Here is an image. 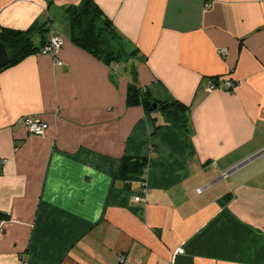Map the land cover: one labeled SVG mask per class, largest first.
<instances>
[{
	"label": "crops",
	"instance_id": "0c3cea01",
	"mask_svg": "<svg viewBox=\"0 0 264 264\" xmlns=\"http://www.w3.org/2000/svg\"><path fill=\"white\" fill-rule=\"evenodd\" d=\"M93 1L119 60L71 41L82 0H0V28L64 38L59 64L0 70V264H264V0ZM130 84L187 106V126L130 104ZM125 156L140 178L116 176Z\"/></svg>",
	"mask_w": 264,
	"mask_h": 264
},
{
	"label": "trees",
	"instance_id": "16d2710c",
	"mask_svg": "<svg viewBox=\"0 0 264 264\" xmlns=\"http://www.w3.org/2000/svg\"><path fill=\"white\" fill-rule=\"evenodd\" d=\"M68 19L71 41L78 47L91 53L105 63L119 60L123 54L120 38L115 33L111 21L103 14L93 0H82L78 5H70L65 9ZM44 25L38 27L39 33L48 30ZM34 31V30H33ZM48 40L42 39L36 46L32 39V29L20 30L0 28V42L8 53V62L0 70L16 65L31 54H35ZM215 79V78H213ZM127 101L136 105L141 103L147 111L160 110L169 123L179 129L187 126V106L177 100L159 101L152 99L149 92L130 84L126 91ZM145 161L122 157L119 160L116 176L125 180L140 178Z\"/></svg>",
	"mask_w": 264,
	"mask_h": 264
},
{
	"label": "built area",
	"instance_id": "2783aa9c",
	"mask_svg": "<svg viewBox=\"0 0 264 264\" xmlns=\"http://www.w3.org/2000/svg\"><path fill=\"white\" fill-rule=\"evenodd\" d=\"M207 6V5H206ZM64 43V38L62 35L56 33L54 30H51V35L48 39V41L41 46V48L38 50V54H47L52 56L54 59L55 64H59V60L56 59V55L60 48L62 47ZM234 83L229 79H221V78H215L210 79L207 83V89L213 90L216 88H226V89H233ZM24 125L26 130L32 134V135H38L41 136L44 134L45 129L47 128V124L39 119H33V118H26L24 120ZM142 195H137L134 197L135 202H140L144 200V196L146 194V187L145 184H143V188L141 190ZM4 220L0 218V230L3 228ZM183 249L179 248L177 249L176 253H182ZM122 260V259H121Z\"/></svg>",
	"mask_w": 264,
	"mask_h": 264
},
{
	"label": "water",
	"instance_id": "95a60500",
	"mask_svg": "<svg viewBox=\"0 0 264 264\" xmlns=\"http://www.w3.org/2000/svg\"><path fill=\"white\" fill-rule=\"evenodd\" d=\"M8 62V53L5 45L0 42V68ZM156 104L154 103L152 109H155Z\"/></svg>",
	"mask_w": 264,
	"mask_h": 264
},
{
	"label": "rangeland",
	"instance_id": "374dc122",
	"mask_svg": "<svg viewBox=\"0 0 264 264\" xmlns=\"http://www.w3.org/2000/svg\"><path fill=\"white\" fill-rule=\"evenodd\" d=\"M33 42L35 43V41L33 40Z\"/></svg>",
	"mask_w": 264,
	"mask_h": 264
}]
</instances>
